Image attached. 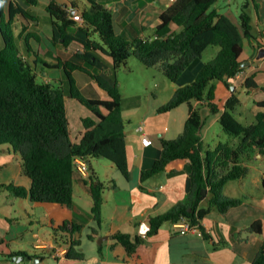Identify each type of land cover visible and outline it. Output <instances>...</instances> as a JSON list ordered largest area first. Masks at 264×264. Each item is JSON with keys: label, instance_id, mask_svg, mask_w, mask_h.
I'll return each mask as SVG.
<instances>
[{"label": "trees", "instance_id": "16d2710c", "mask_svg": "<svg viewBox=\"0 0 264 264\" xmlns=\"http://www.w3.org/2000/svg\"><path fill=\"white\" fill-rule=\"evenodd\" d=\"M77 0H71L79 21L71 14L67 3L51 0L47 6L53 19L55 38L63 39L64 45L73 41L82 43L76 52L78 60L58 61L49 64L31 46L32 62L24 55L18 37L10 25H2L5 46L0 49V145H9L21 157L22 172L31 179V186L14 183H0V197L30 198L34 203H58L68 207L74 204L75 160L78 157L90 160L103 157L111 160L126 176L130 175L127 149L126 122L123 114V95L115 78L97 74L88 65L100 60L97 52L113 58L114 73L127 64L135 55L148 67H158L176 84L172 97L162 104L160 112H169L180 105L188 104V117L183 132L174 139H161V145L154 149L153 157H145L141 170V180L146 181L156 173L171 168L176 160H189L187 194L183 201L169 211L153 216L149 220L146 235H132L117 231L112 234L116 244H122L128 253L135 254L140 244L158 233L166 223L190 220L202 228L203 218L213 209L226 213L242 203L238 197L224 193L226 184L233 179L247 175L246 160L251 154L264 156V111L255 115L252 122H244L239 116L242 101L232 91L233 80L244 69L240 59L244 50V40L255 37L254 23L248 6H243L239 20L235 21L222 13L215 5L219 0H173L160 15L154 32L148 37L128 39L117 33L114 12L107 5L89 0L90 6L79 8ZM15 13L26 18L30 14L20 4H11V21ZM177 24L181 29L175 30ZM35 37L39 38L38 35ZM28 42V41H27ZM30 45V44H29ZM210 46H218L219 51L209 61L203 59ZM83 62L84 64H82ZM63 67L69 89L57 80H37L40 69ZM76 70H81L94 78L99 86L110 95L109 99L91 98L83 94ZM245 85L260 88L254 77H247ZM231 94L226 100L223 90ZM263 88V87H262ZM73 97L92 110L95 117L83 118L85 131L80 141L72 137L68 116V98ZM258 105L264 107V100ZM105 108L106 112L102 109ZM209 115H220L219 121L227 133L226 140H220L214 148L204 145L202 131ZM93 198V215L96 226L92 234L102 226L103 206L106 200V183L96 173L90 176ZM112 186L117 184L111 179ZM209 197V199H208ZM208 199V204L204 201ZM250 230L261 233L263 226L255 221ZM82 225L66 220L54 227L55 236H72L67 257L83 259L84 253L78 249L81 240L74 238ZM61 231L60 235L58 234ZM53 249L42 250L52 254ZM42 253L32 257L44 259ZM23 254L13 252L12 256ZM252 264H264V244Z\"/></svg>", "mask_w": 264, "mask_h": 264}, {"label": "crops", "instance_id": "0c3cea01", "mask_svg": "<svg viewBox=\"0 0 264 264\" xmlns=\"http://www.w3.org/2000/svg\"><path fill=\"white\" fill-rule=\"evenodd\" d=\"M50 1L2 0L0 2V49L5 46L1 26L8 24L11 31L18 37L22 52L31 62L34 55L29 53L28 46H31L51 65H57L59 60H78L76 52L83 48L82 43L73 41L66 46L63 44V39L54 37L53 19L47 10ZM60 1L67 3L71 10H79L74 9L71 0ZM96 1L113 10L116 32L125 35L128 39L148 37L152 34L160 21L161 13L173 3V0ZM237 1V9L231 5L235 0H225L227 6L224 10L215 6L235 21L239 20L242 7L248 6L247 9L253 17L255 37L252 40H244V50L240 57L244 69L233 80L232 85V91H235L242 101L239 118L244 122H252L258 112L264 111V107L258 105L259 101L264 100V0ZM13 2L23 6L31 17L26 18L21 13H15L11 21L10 11ZM76 2L79 8L90 6L89 0ZM172 27L178 31L181 29L177 24H173ZM218 51L219 49L216 53ZM97 54L100 60L97 64L88 65L90 70L115 78L112 70L113 58L102 52ZM40 75L42 80H60L61 84L69 89L65 69L62 66L40 69ZM74 76L81 91L85 88L89 92H94L89 97L110 98L108 92L84 71L76 70ZM247 77H254L261 87H247L245 85ZM175 90L176 84H173L170 97L162 99V104L172 97ZM222 90L223 99L226 100L231 91L226 88ZM71 98L73 97L67 100L69 119H71L69 106L71 102H74L70 100ZM88 109L90 112L80 117L78 132H73L71 128L75 141H80L83 137L85 131L83 118L95 117L92 110ZM102 111L106 112V109L103 108ZM167 113H169L167 116L153 120L147 115L145 120L132 126H128L124 115L127 123L129 177H126L113 162L87 160L90 176L96 173L107 186L104 191L106 197L103 206L104 221L98 233H94V238L89 236L92 234V227L96 226L92 211L90 176L86 177L76 172L74 204L71 207L58 203H34L30 198L6 194V199L0 203V264H37L35 257H32L35 253L40 254L42 250L48 249H53L55 252V249L60 247L65 250L62 255H55L54 252L42 253L44 259L39 262L43 264H252L264 244V156L261 154H251L245 161L249 167L247 175L230 180L224 188L227 196L241 198L242 203L232 207L226 213L213 208L203 218L202 228L198 232L190 231L183 234L176 223H166L157 234L146 237V241L140 244L135 254L128 253L122 244L114 243L112 234L117 231L129 232L132 235H146L151 217L166 213L186 197L189 160H176L171 168L156 173L144 182L141 180L145 157H153L154 149L160 146L155 136L159 134L160 138H177L184 130L188 106L185 108V104H182ZM205 114L207 121L202 131L203 142L205 147L214 148L225 135L228 136L223 133L215 135L212 132L213 127L220 123V115H209L208 110ZM131 124L130 120L129 125ZM140 126H144L143 131L139 130ZM143 135H148L153 140V144L146 146L142 141ZM3 153L17 158L18 172L14 179L10 175L5 179L0 178V182L11 183L14 180L16 184L30 188L31 179L22 172L20 155L9 145H0V156ZM7 161L5 158H0V170L10 167ZM111 179L115 180L116 187H111ZM208 199L204 201L205 205L208 204ZM66 220H73L82 225L81 232L75 233L73 237L81 240L78 249L85 255L83 259L67 257L69 248L67 242L72 239V236L64 233V237H61V231L58 233L60 235L58 238L55 236L54 227H58ZM255 221L262 223L261 233L249 229ZM28 223L31 227H28ZM35 224L39 229L35 228ZM15 251L23 252V254L15 255L23 256L21 261L13 260L15 256H12V253ZM26 256H30L31 259H27Z\"/></svg>", "mask_w": 264, "mask_h": 264}, {"label": "rangeland", "instance_id": "374dc122", "mask_svg": "<svg viewBox=\"0 0 264 264\" xmlns=\"http://www.w3.org/2000/svg\"><path fill=\"white\" fill-rule=\"evenodd\" d=\"M100 1H105V0H100ZM231 5L237 9L238 1L235 0V2H232ZM216 6L224 10L227 5L225 4V0H219L218 3H216ZM218 49H219L218 46H210L204 52L203 59L205 61L211 60L215 56L216 50ZM115 77L120 84L121 92L123 95V104H122L123 113L125 115L128 126H132L138 122H142L143 120L146 119L145 117H147V115L151 116V120H153L157 117L162 118L164 116H167V114H169L167 112H160L159 108L162 104V99H164L165 97H170L172 93V86L174 83L164 74V72L160 68L148 67L138 57L132 55L128 59L127 64L123 65L121 68L117 70V72L115 73ZM37 80L39 82L42 81V76L40 74L38 75ZM56 82L58 84H61L60 80H57ZM82 92L84 95L88 97L92 95V93H94V92H89L88 89L85 88H83ZM70 100H74L75 102V103L71 102L69 106V112L71 118L70 125L71 128L73 129V132L77 133L79 130V124L81 122L80 119L81 115L83 116L87 115L90 112V110L87 108L86 105L82 104L77 99L71 98ZM76 103L78 105H76ZM184 104L186 108L188 104L187 103ZM130 120L132 122L131 125H129ZM165 125L168 126L170 124H165ZM212 132L215 135L217 133L227 134L223 130L220 123H217V126L213 127ZM155 139L156 142L161 145V139L159 134L155 136ZM226 139L227 137L225 135L224 138H222V140H226ZM0 158L7 159L8 160L7 162L9 163L8 166H10L0 170V178L5 179L11 175V178L13 177L14 179L15 175L18 172L17 158L9 157V155L4 153L1 154ZM91 159L100 160V162L102 163L112 162L111 160L103 157H91ZM21 180L23 179L21 178ZM2 183H7V182L3 181ZM11 183L16 184L14 180H12ZM6 194L7 192L4 193L2 197H0V203L6 199L7 197ZM18 205L21 206L20 203H18ZM30 212L32 213V211ZM23 213L25 212L23 211ZM27 225L28 227H31L29 223ZM35 228L39 229L37 224H35Z\"/></svg>", "mask_w": 264, "mask_h": 264}, {"label": "built area", "instance_id": "2783aa9c", "mask_svg": "<svg viewBox=\"0 0 264 264\" xmlns=\"http://www.w3.org/2000/svg\"><path fill=\"white\" fill-rule=\"evenodd\" d=\"M74 18L76 20L82 21L83 17L81 15V13H76L74 15ZM140 131L144 130V126H140L139 127ZM142 141L146 146H149L151 144H153V140L148 136V135H143L142 137ZM75 167L77 169V171L82 174L83 176H90V168H89V164L88 161L85 158L82 157H78L75 160ZM176 225L180 228V232L185 234L187 232H198L200 229V226L198 224H193L190 220H183L179 223H176ZM65 252L64 248L60 247L55 249L54 254L55 255H62ZM37 264H43L42 262H37Z\"/></svg>", "mask_w": 264, "mask_h": 264}, {"label": "water", "instance_id": "95a60500", "mask_svg": "<svg viewBox=\"0 0 264 264\" xmlns=\"http://www.w3.org/2000/svg\"><path fill=\"white\" fill-rule=\"evenodd\" d=\"M78 11L77 10H73L72 12H71V14H73V15H75L76 13H77ZM168 224H170V222H168ZM26 258L27 259H31V257L30 256H26ZM23 259V256H18V257H13V260H16V261H21ZM36 262H39L40 260H39V258H35L34 259Z\"/></svg>", "mask_w": 264, "mask_h": 264}, {"label": "clouds", "instance_id": "9594fccd", "mask_svg": "<svg viewBox=\"0 0 264 264\" xmlns=\"http://www.w3.org/2000/svg\"><path fill=\"white\" fill-rule=\"evenodd\" d=\"M0 2H2V0H0Z\"/></svg>", "mask_w": 264, "mask_h": 264}]
</instances>
